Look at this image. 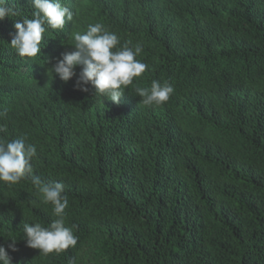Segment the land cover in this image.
<instances>
[{
  "label": "trees",
  "instance_id": "obj_1",
  "mask_svg": "<svg viewBox=\"0 0 264 264\" xmlns=\"http://www.w3.org/2000/svg\"><path fill=\"white\" fill-rule=\"evenodd\" d=\"M60 2L73 21L48 28L28 58L10 42L36 10L6 0L16 14L0 20V139L36 146L33 175L64 184L78 241L47 256L27 247L23 224L47 227L53 206L30 177L0 182L12 264H264V0ZM97 22L121 45L140 44L148 65L119 104L76 87L82 66L67 82L51 70ZM153 80L174 92L146 106L135 88Z\"/></svg>",
  "mask_w": 264,
  "mask_h": 264
},
{
  "label": "clouds",
  "instance_id": "obj_2",
  "mask_svg": "<svg viewBox=\"0 0 264 264\" xmlns=\"http://www.w3.org/2000/svg\"><path fill=\"white\" fill-rule=\"evenodd\" d=\"M36 11L33 18H24L14 23L15 33L10 45L20 57L34 58L41 53V42L48 28L63 29L66 22L73 21L74 13L60 0H30ZM15 11L6 6V0H0V20L15 15ZM73 50L62 53L51 68L52 72L67 82L77 76V66H82L76 87L87 92V85L95 89V95L108 98L119 104L128 86L134 78L140 77L148 65L138 60L142 52L140 44L132 45L131 41L120 44L116 33L105 28L102 23L89 24L87 30L74 35ZM174 89L168 83L153 80L150 88L136 87L135 93L141 97L142 104L146 106L162 105L167 102ZM4 113H0V116ZM6 129L0 126V133ZM37 156L34 144L26 142L21 137L14 140L0 139V182L9 187L17 185L28 177L39 194L42 202L53 206L55 219L47 226L39 222L24 223L23 234L20 239L26 246L38 249L40 254L47 256L51 253L60 254L69 248L75 247L78 237L72 228L65 226L68 198L64 194L62 182L45 183L38 176L33 175V159ZM11 240L8 248L16 251L17 238ZM0 264H12L3 245H0ZM71 264H75L72 261Z\"/></svg>",
  "mask_w": 264,
  "mask_h": 264
},
{
  "label": "rangeland",
  "instance_id": "obj_3",
  "mask_svg": "<svg viewBox=\"0 0 264 264\" xmlns=\"http://www.w3.org/2000/svg\"><path fill=\"white\" fill-rule=\"evenodd\" d=\"M84 257L86 258V260L89 261V263H94L96 261L98 262H102L101 260L99 261L97 255L95 254L94 251H91L89 248H86L83 252Z\"/></svg>",
  "mask_w": 264,
  "mask_h": 264
}]
</instances>
